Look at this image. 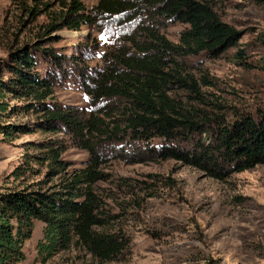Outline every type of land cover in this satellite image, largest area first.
Returning <instances> with one entry per match:
<instances>
[{"label":"rangeland","instance_id":"rangeland-1","mask_svg":"<svg viewBox=\"0 0 264 264\" xmlns=\"http://www.w3.org/2000/svg\"><path fill=\"white\" fill-rule=\"evenodd\" d=\"M81 1L92 12L98 2ZM45 3L58 4V0H0V77L9 76L6 63L11 62L10 54L38 39L48 18L31 15L29 9L39 12ZM209 3L237 33L235 44L218 56L201 53L186 57L184 74L196 81L204 100L191 98L185 89L176 95L182 104L225 119L237 112L264 111V0ZM129 16L95 15L92 23L77 31L53 33L51 36L58 39L46 46L53 48L59 64L37 53L35 68L54 81V93L48 101L86 118L100 116L108 130L117 127L114 136L101 135L104 139L95 147V168L102 176L94 181L93 189L104 211L112 216V223L103 229L125 231L131 239L130 256L126 261L101 263L73 245L42 263L36 244L42 238L44 223L34 220L31 236L23 245L25 259L17 264H264V165L218 180L180 161L159 159L146 150L156 148L162 139L131 137L126 115L121 113L125 106L122 100L94 97V81L106 69L105 59L127 51L128 35L142 36V26L152 24L145 12L133 19ZM158 27L176 43L187 24L160 18ZM4 101L7 109L0 123L28 125L30 131L0 133V191L37 180L56 187L65 180V175L51 177L45 165L35 164V173L13 181V170L34 152L32 142L59 139L66 147L61 157L68 164V174L91 164V153L71 136L34 130L37 115L11 113L9 106L20 101L10 96ZM205 137V133H194L190 141L196 143Z\"/></svg>","mask_w":264,"mask_h":264},{"label":"trees","instance_id":"trees-1","mask_svg":"<svg viewBox=\"0 0 264 264\" xmlns=\"http://www.w3.org/2000/svg\"><path fill=\"white\" fill-rule=\"evenodd\" d=\"M43 6L39 12L29 9L31 15L39 13L48 18L38 39L12 52L11 62L6 63L9 76L0 77V118L7 109L5 96L17 99L20 104L9 106L11 113L37 115L32 123L34 130L68 134L91 153L92 162L68 174V164L61 157L66 147L59 139L30 143L34 152L13 170V181L35 173V164L45 165L51 177L65 175V180L56 187L37 180L0 191V264H17L25 259L23 245L31 236L34 220L44 223L42 238L36 244L42 263L73 245L101 263L126 261L130 256L129 235L121 228L103 229L112 223V216L104 211L93 189L94 181L102 176L95 168V147L104 139L101 135L114 136L117 127L108 130L100 116L86 118L48 101L54 93V81L35 68L37 53L59 64L53 48L46 46L58 39L51 36L53 33L77 31L92 23L95 15L127 14L133 19L145 12L151 19L150 26H142V36L128 35L127 51L105 59L106 69L94 81L92 91L96 98L123 101L121 113L126 115V130L131 137L140 141L162 139L156 148L146 150L149 155L180 161L218 180L264 165V111L237 112L225 119L182 104V98L176 95L185 89L191 98L204 100L196 81L184 74L186 57L201 53L218 56L235 44L237 33L218 17L209 0H98L93 12L81 0H58V4ZM160 18L187 24L178 42L161 34ZM210 122H214L213 127L206 132ZM29 131L28 125L0 123L4 135ZM194 133H205L206 137L191 143Z\"/></svg>","mask_w":264,"mask_h":264},{"label":"snow or ice","instance_id":"snow-or-ice-1","mask_svg":"<svg viewBox=\"0 0 264 264\" xmlns=\"http://www.w3.org/2000/svg\"><path fill=\"white\" fill-rule=\"evenodd\" d=\"M100 39H101V40L105 39V37L103 36V34L101 35Z\"/></svg>","mask_w":264,"mask_h":264}]
</instances>
